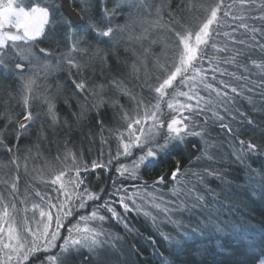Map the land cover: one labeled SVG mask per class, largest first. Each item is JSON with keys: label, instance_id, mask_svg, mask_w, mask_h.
<instances>
[{"label": "snow or ice", "instance_id": "obj_1", "mask_svg": "<svg viewBox=\"0 0 264 264\" xmlns=\"http://www.w3.org/2000/svg\"><path fill=\"white\" fill-rule=\"evenodd\" d=\"M70 3L75 4L76 0H70ZM98 4L99 14L94 11L91 0H80L78 16L82 23L74 25L63 17L58 18L61 0H45L44 3L35 0L27 8L23 6V0L19 3L0 0V88H7L8 94L12 95L11 84L19 80L24 109L22 113L12 114L10 110L0 113V153L7 157L6 161H0V169L8 170L0 175V185L5 186V190L0 191V264H122L117 257L121 237L106 229L104 223L110 219L131 232L128 213L142 214L150 219L153 228L173 249L210 229L223 234L227 228L246 239L249 227L243 223L221 221L222 210L243 203L237 198L240 192L251 201L249 193H255L257 185L264 197V164L254 168L249 163L252 156H264V143L256 142L253 137L244 138L246 131L260 128L264 132V120L258 122L238 103L247 100L254 112L264 113V59H252L254 52L264 55V0H232L231 3L210 0L198 4L189 0L188 12L195 8L205 13L195 30L181 15L186 7L184 0L175 9L167 0L159 3L156 0H98ZM237 6L243 14L233 11ZM165 10L167 25L161 23ZM121 17L122 24L114 23ZM257 20L262 22L260 26L249 23ZM62 24L66 27L62 28ZM158 28H167L174 36L169 46L173 59L161 64L160 59L155 58L153 64L163 75H157L154 82L145 79L141 83L142 90L146 87L154 93L145 97L137 93L134 86L128 87L126 80L139 81L141 72L148 75L151 46L145 47L143 42L150 40L152 30ZM61 32L70 45L52 64L47 57L53 52L40 48L39 53L44 54L42 57L35 51L34 42L41 37H50L58 46ZM241 35L245 38H239ZM221 36L223 41L218 39ZM155 43L156 40H151V44ZM100 44L111 47L101 48ZM137 44L141 52L136 50ZM120 46L130 54L123 61L119 57ZM209 47L213 50L211 55L207 52ZM113 50L117 55L115 66L109 60ZM121 63L126 73L121 71ZM221 64L232 65L241 72H230ZM41 68L45 80L54 71L67 70L74 91L66 97L65 103L72 109L71 101L76 100L78 111H72L75 123L68 118L61 120L55 97L46 91H38ZM90 71L93 75L99 71L101 80L90 83L87 75ZM254 74H259V80L251 79ZM225 76L230 80L222 79ZM232 80L236 83L233 84ZM177 81L187 91L176 87ZM106 89H114L135 105L132 111L119 105L115 115L126 127L123 130L109 129L123 149L117 150L116 157H111L109 164L121 155L133 156V149H139L141 153L132 160L131 166L122 164L117 167L120 176L140 179L141 167H153L160 156L181 150L189 137L200 139L199 145H192L198 155L189 159L188 168L182 169L177 161L171 171L172 185L167 195L158 187L166 183L164 176H159L151 185H133V191H128L122 184L117 186L114 181V191L109 193V199L79 215L67 228L68 235L63 237V243L57 245L65 226L64 220L73 216L75 211L86 209L89 201L101 199L99 193L83 186L85 181L80 173L87 171V166L78 163L79 157L68 148L65 139L63 155L58 153L56 160L65 165L70 160L71 165L44 180L57 186L53 188L57 195L53 197L36 191L35 196L40 197V201L31 202L30 207L27 188L24 196L19 193V171L23 165L27 172L28 160L33 153L40 156L44 144L59 145L57 137L60 133L67 137L74 127L83 131L94 109L98 117L95 124L100 128L102 143H105V126L99 118V110L105 103L114 108L119 104L118 96L104 99ZM169 89L173 91L170 93ZM201 90L207 92V96L202 95ZM36 98L46 105L42 113L33 111L32 100ZM165 104L167 113L163 109ZM196 117H203V122ZM217 124L230 147L223 156L218 151V140L212 136V125ZM245 124L249 126L247 129L243 127ZM13 139L14 142L9 143ZM21 140L31 141L25 148L23 161ZM202 161L207 164L202 166ZM233 165L243 169V184L237 185L229 178V169ZM104 166L96 161L92 164L93 169ZM73 172L74 176L71 175ZM210 180L219 181L217 188L210 185ZM113 196L118 199H111ZM117 204L123 212L118 211ZM184 214L189 217L188 222H185ZM162 225H171L174 233L164 231ZM151 243L155 245L157 242L151 239ZM57 247L59 251L53 253ZM247 247L251 251L259 247L264 255V236L260 241L254 236L247 239ZM84 251L87 256L83 255ZM153 251L155 253L157 249L154 247ZM160 264H170L162 253ZM259 264H264V259H260Z\"/></svg>", "mask_w": 264, "mask_h": 264}, {"label": "trees", "instance_id": "obj_2", "mask_svg": "<svg viewBox=\"0 0 264 264\" xmlns=\"http://www.w3.org/2000/svg\"><path fill=\"white\" fill-rule=\"evenodd\" d=\"M191 1L195 2L200 0ZM231 2L232 0H225V3ZM91 3L94 11L99 14L100 8L98 0H91ZM180 3L181 0H170L168 4L171 6V8L175 9L176 5ZM188 3L189 0H184V4L186 6L185 10L187 9ZM72 6L77 12L79 11L80 6L78 4L72 3ZM109 6L111 7V4ZM233 11L237 14H243L242 10L239 9L238 6L237 8L233 9ZM166 13L167 10H165L164 19L162 20L165 25L168 24V18ZM57 15L58 17H63L65 21H68L60 10L58 11ZM220 15H222V13ZM236 23L239 22L237 21ZM249 23H255L257 26H260L262 24V22L259 20L255 22L249 21ZM240 32L242 33L243 30H240ZM239 38L243 39L245 37L241 35ZM218 39L223 41L224 37L221 36ZM145 46L147 45L145 44ZM121 49L122 47L120 46L118 52L121 61H123L125 56L130 55L126 54ZM154 51H156L155 48L151 47V55H153L152 53H156ZM207 52L209 55H211L213 50L209 47L207 49ZM116 59V51H113L109 57V60L113 66L116 65ZM150 59L151 58L149 56L148 61H150ZM252 59H256L259 61L261 59H264V55H262L258 51L254 52L252 54ZM129 63H131V58L129 59ZM204 66L207 67L206 64ZM221 67L226 68L230 72H236L237 74H240L241 72L240 69H237L232 65L221 64ZM120 68L121 71L126 73L127 70L124 68L123 63H121ZM259 78V74H254L251 77V79L253 80H259ZM218 79H220L219 76ZM222 79L230 80L228 76L222 77ZM97 81L99 80L95 78V82ZM231 82L233 84L236 83L235 80H232ZM126 83L128 87L134 86V90L145 97L153 96L152 93H150L146 87L142 90L140 82L135 79H128L126 80ZM70 84H72V82H70ZM72 86L74 87V85ZM176 87L182 89L183 91H187L186 88H183L182 85H179L178 81L176 82ZM172 91V89H169L170 93ZM201 94L207 96V92H204L203 90H201ZM118 97L119 104L116 106V108L113 109L110 107H104L101 111V115H108L109 112V116H111L113 112L117 111L122 100H124V98H127L121 95L120 93ZM256 99L257 101H259L258 97ZM180 100H184V98L180 97ZM238 103L244 110L248 112L250 116L255 117L258 122L264 120V113L254 112L252 110V106L248 104L247 100H240L238 101ZM56 105L57 111H61L62 106L60 104ZM165 106L166 104L163 105V107ZM3 112L4 111L0 109V113ZM99 118L103 120L104 126L108 125L110 120L109 117L104 119L102 116H99ZM196 119L201 123L203 122V117H196ZM0 127H2V123H0ZM97 127L99 126L97 125ZM243 127L247 129L249 126L245 124L243 125ZM212 128V136L218 140V151L220 155H226L230 151L227 137H225L220 132L218 124L212 125ZM64 136V134H60L57 138L58 140H60ZM103 136L104 138H106L107 141H109L110 144H112L111 139L105 133H103ZM249 137H253L256 142L264 143V132H262L260 128L255 129V131H246L244 138L247 139ZM13 142L14 139L9 141V143ZM27 143L28 140L20 141L21 151ZM200 143L201 141L198 137H189L186 141V146L182 147L181 150L174 151L169 155L160 156L154 162L153 167H141L138 174L140 179L137 180L125 179L124 177L115 175L114 169L117 165L116 163L113 164V166L110 165L111 170L106 171V176L104 175L103 169H98L97 174L101 178V186L99 188H96L94 186V174L90 172L81 174L85 181L83 186H87L89 190L93 191L94 193H96V191L99 192L103 189V192L101 191L100 193L101 199L99 201L88 202V206L85 210L75 211L73 213V216L68 217L66 220H64L65 226L61 229V239L57 241V245L63 243V237L68 235L67 228L71 224H74L76 222V219L79 215L85 214L86 212H90L95 206V204L103 203L105 199H109V193L114 191V181L117 186L122 184L128 189V191H133V185H142L145 183L151 185L152 182L155 181L159 176H164L166 183L163 185H159L158 187H160L162 189V192L167 195L168 189L172 185V181L170 179L171 171L174 170L177 161H180L182 169L188 168L189 159H194L195 156L198 155L196 149L193 148L192 145H199ZM112 154H115V150L112 151ZM1 156V159L6 161V154L1 153ZM249 163L254 168H260V166L264 164V156H252L249 159ZM206 164L207 161L201 162L202 166ZM229 178L233 179L235 181V184L237 185L243 184L245 182L243 169H240L234 165L230 166ZM209 183L213 188H217L219 181L210 180ZM23 186L24 188H27L28 193L30 195V205L31 202L40 201V197L35 196L36 191H39L42 194L51 195L53 197L57 195V193L53 191V188L55 186H52L48 183H37L35 179L32 181L25 180L23 182ZM249 195L251 196V201L246 200L244 198L243 192H240L237 198L239 200H242L243 203L239 204L237 207H232L230 210L228 208L223 209L222 214L220 215L221 221H232L237 224H246L250 229V233L247 235L246 239H242L238 233H233L230 229L227 228L225 229V232L223 234L217 233L214 229H210L205 231L203 234H197L192 236L191 238L187 239L179 248L173 249L170 248L168 243L162 239L159 233L153 228L152 224L146 221V218L142 214L136 215L134 213L127 214V223L133 229V231L131 232L126 230L122 224H117L115 221H112L110 219L105 221L104 227L121 237V240L118 241L121 250L117 253V257L122 262V264H160L161 253L165 258H167L168 261H170V264H259V260L264 259V255H262L261 253V248L258 247L255 251L249 250V248L247 247V239H250L254 236L257 241H260L261 237L264 236V197L260 195L258 185L257 191L255 193H249ZM61 199H63V197H61ZM111 199L116 200L118 199V197L113 196L111 197ZM245 204L247 206H244ZM116 207L118 211L123 212V209H120L118 204L116 205ZM105 215L110 216V214H107L106 212ZM183 218L184 220H186V222H188L189 217L187 216V214H184ZM162 227L164 231L174 233V229L171 225H164ZM149 238L156 240L157 243L155 245H152L151 239ZM154 247L157 249L155 253L153 251ZM136 249H139V251H136ZM58 251V247L52 250L53 253ZM83 255L87 256V251H84Z\"/></svg>", "mask_w": 264, "mask_h": 264}, {"label": "rangeland", "instance_id": "obj_3", "mask_svg": "<svg viewBox=\"0 0 264 264\" xmlns=\"http://www.w3.org/2000/svg\"><path fill=\"white\" fill-rule=\"evenodd\" d=\"M170 0H167V3H169ZM16 3H19L20 0H15ZM45 0H41V3H44ZM157 3L160 2V0H156ZM210 2V0H200V1H191L193 4H198V3H207ZM33 3H35V0H23V6L30 7ZM76 4L80 6V0H76ZM189 4V3H188ZM58 14V13H57ZM58 16V15H57ZM182 16L184 17L185 23L189 26H191L194 30L197 29V26L200 24L201 20L205 16V13L201 11L193 9L192 12H188L187 9L185 10L184 13H182ZM60 18V17H58ZM123 17L119 18L116 20L114 23H120L122 24ZM162 24H164L163 21H161ZM165 25V24H164ZM62 28H65L66 25L62 24ZM15 29H13L14 31ZM140 29L137 28V32H139ZM100 39V38H97ZM174 39V36L172 33H170L167 28H158L154 29L151 32V37L150 40L144 41V46L145 44L148 46L150 45L151 47L155 48L156 53H152L153 55H150V61H148V75L145 76L144 72H141L140 74V84L145 80V79H150V82H154L156 79L157 75H163V73L154 66L153 61L155 58L160 59V63L163 64L165 62L170 63L173 57L169 54L171 49L170 45L172 43V40ZM151 40H156L157 43L151 44ZM36 44L35 51L43 57V53H39L40 48H46L49 49L50 51L53 52V55L47 57V60L51 62L52 64H55L57 56L61 52H66L68 50V47L70 45V41L65 39L63 37V32H61V41L59 45L51 42L50 37H41L37 41L34 42ZM145 46V47H147ZM99 47L105 48V47H111L110 45H104L100 44ZM124 52V47L121 46ZM136 50L138 52H141L142 49L140 48V45H136ZM115 51V50H113ZM128 54V53H126ZM130 55V54H128ZM149 60V59H148ZM24 62V61H22ZM26 63V62H25ZM88 77L90 78V83L95 82V78H97L99 81L101 80V76L99 74V71L96 72L95 75L90 71L88 72ZM97 81V82H99ZM71 79L69 78L67 70H57L54 71L51 75L48 76L47 80L44 79L43 77V70L41 68L40 76L38 79V83L40 85L38 91L40 92H47L48 95L54 96L56 99V104H60L62 106L61 111H59L60 119L63 120L64 118H68L69 120L74 121V117L72 116V111L78 109L75 108L76 100L72 99L71 103L73 105V108L70 109L68 108L67 104L65 103L66 97H69L72 95L74 91V87L72 84H70ZM20 84L19 80H14L13 83L11 84V93L12 95L8 94V89L7 88H0V109H2L4 112L10 110L12 114L16 113H22L23 112V103L21 100V92L18 87ZM59 93V94H58ZM119 95L118 92H116L114 89H106L103 93V97L105 100L109 97H117ZM154 95V93H152ZM180 99V98H179ZM33 104V111L34 112H43L46 109V105L43 104L42 100L40 98H36L32 100ZM122 105H124L129 111H132L135 107L134 103L131 102L128 98H124L121 102ZM120 104V105H121ZM104 107L107 108H113L111 104L105 103L101 108H100V116H102L104 119L109 117V123L108 125L104 127V132L112 141V144L109 143V141L106 140L105 143H102L101 140V135H100V128L97 127L95 124L97 118L96 110L94 109L90 114H89V121H86L85 123L88 124L87 127L81 131L80 128L74 127L73 131L71 134L67 137L61 138L59 141V145L56 143H51V144H44L43 147L41 148V155L36 156L35 153H33L32 157L28 160V170L25 172L23 165L20 168L19 171V193L21 196L25 195V190L23 186V182L25 180L32 181L36 180L37 183L44 184V180L47 178H50L54 174H56L59 170L63 169L66 166L71 165V161L69 160L67 162V165L61 164L56 160V156L59 153L60 155H63L64 152V141L67 139L68 141V148L72 149L77 156L79 157L78 163L81 166H87V171H82L80 173H92L94 170L92 168V164L94 161L105 165L104 167H97L95 169H103L104 175L106 176V171L111 170L110 165L113 166V164H117L114 173L115 175H119L117 173V167L120 165H127L131 166L132 160L138 157L141 153L139 149H133V156L125 157L121 155L118 159H112L111 164L108 163L109 159L111 157H116L117 150L119 149L120 151H123V149L119 145V141L116 137L115 134L110 133L109 129H117L120 128L123 130V128L126 127L123 121L120 120L119 116L115 115L119 111V108L117 109L116 112H113L111 116L108 115H101V111L103 110ZM164 111L167 113L168 109L167 106L163 107ZM3 112V113H4ZM95 121V122H94ZM89 130H91V135H89ZM60 134H64L63 132ZM35 138V133H33V138ZM52 139V136L49 135V140ZM58 139V138H57ZM106 139V138H105ZM114 140V141H113ZM31 141L28 140V143L25 145L23 150L20 152L21 156V161H23V157L25 155V148L28 144H30ZM115 150V154H112V151ZM1 153H0V161H4L1 159ZM87 159V160H86ZM8 171L7 169H0V175H4V173ZM93 174V173H92ZM139 174V173H138ZM71 175H75L73 172ZM122 177V176H121ZM96 175H94L93 181L95 182ZM49 184V183H48ZM51 185V184H50ZM53 186V185H52ZM101 186V178L99 181V184L96 188H99ZM57 187V186H55ZM5 186L0 185V191H4ZM28 191V190H27ZM91 191V190H90ZM93 192V191H92ZM96 193H101V190L99 192L96 191ZM29 194V193H28ZM30 196V195H29ZM91 202V201H89ZM31 205L29 204V207ZM85 210V209H82ZM29 216H31V212L28 213ZM37 219H39V214L38 212L36 213ZM149 223L152 224L150 219H146ZM186 222V220H185ZM164 226V225H162Z\"/></svg>", "mask_w": 264, "mask_h": 264}, {"label": "water", "instance_id": "obj_4", "mask_svg": "<svg viewBox=\"0 0 264 264\" xmlns=\"http://www.w3.org/2000/svg\"><path fill=\"white\" fill-rule=\"evenodd\" d=\"M61 13L67 18L68 21H71L74 25L80 24L82 21L79 19L78 12L73 8L70 0H61ZM97 170L94 169L92 173H96ZM100 178L96 177L94 186L97 187L99 184Z\"/></svg>", "mask_w": 264, "mask_h": 264}, {"label": "flooded vegetation", "instance_id": "obj_5", "mask_svg": "<svg viewBox=\"0 0 264 264\" xmlns=\"http://www.w3.org/2000/svg\"><path fill=\"white\" fill-rule=\"evenodd\" d=\"M97 173H98V171L96 173H94V175H96V177H99L100 178V176Z\"/></svg>", "mask_w": 264, "mask_h": 264}]
</instances>
